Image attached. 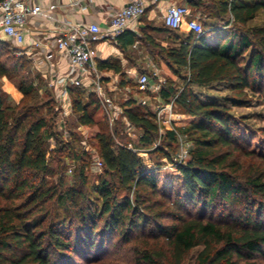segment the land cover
<instances>
[{"label":"trees","instance_id":"16d2710c","mask_svg":"<svg viewBox=\"0 0 264 264\" xmlns=\"http://www.w3.org/2000/svg\"><path fill=\"white\" fill-rule=\"evenodd\" d=\"M190 4L200 6L201 2ZM217 7L216 16L230 13L234 23L243 26L229 34L218 30L214 42L206 31L197 33L187 24L171 29L163 23L156 28L162 34L189 30L175 46L158 45L170 68L185 71V85L173 90L166 80L160 100L175 98L174 127L191 142L189 157L177 162L160 145L153 149L168 157L176 174L167 173L160 163L147 167L142 152L127 147L132 142L144 150L157 141L159 127L150 107L134 99L122 104L124 115L139 132L132 137L122 120L113 128L107 118L96 120L100 105L93 92L87 93L83 86L70 89L79 127L100 126L95 139L104 173L92 187L100 209L85 188L89 141L81 140L85 148L77 149L73 141L78 139L70 131L71 141L59 140L60 132L53 130L57 103L55 98L41 103L42 81L25 76L14 82L21 93L18 103H10L0 83V264H58L64 254L87 256L86 251L104 249L106 238L114 232L130 241V231L146 230L148 225H153L150 232L170 242L178 264L198 246L203 249L197 264H258L264 251V173L244 169L236 154L254 133L229 106L202 101L191 86L226 83L232 94L225 100L232 106L250 103V91L264 96V25L243 28L264 9V0H219ZM144 39L155 42L146 32ZM252 47L256 50L247 60ZM16 50L11 42L0 39V79L10 81L31 71V61L25 55L16 56ZM5 55L13 61L7 63ZM107 66L120 71L117 63L101 64ZM147 73L153 75V71ZM122 135H127L126 140L119 142ZM164 136L179 141L175 130H167ZM51 137L81 164L79 169L71 168L76 176L71 186L63 177L52 181L59 171L51 164ZM121 188L134 189V201L128 195L121 197ZM155 195L161 198L153 200ZM167 200L171 210L158 208ZM194 208L198 217L192 216ZM166 218L174 222L164 223ZM100 222L105 234L99 237ZM138 264L163 263L145 253Z\"/></svg>","mask_w":264,"mask_h":264},{"label":"rangeland","instance_id":"374dc122","mask_svg":"<svg viewBox=\"0 0 264 264\" xmlns=\"http://www.w3.org/2000/svg\"><path fill=\"white\" fill-rule=\"evenodd\" d=\"M197 1L201 2L200 6H193L187 2V0H175V3L187 5L191 9V15L187 19L196 18L201 24L202 32L206 31L210 41H215L218 30H220L222 33L229 34L233 28H240L243 26L240 24H235L230 13L224 15L220 14V17L216 16V13L219 9L217 7L219 0ZM160 17H162V14L157 15V21L159 22V25L161 23ZM262 25H264V9L260 10L256 14V17L244 25L243 28L252 29L253 27ZM150 30L151 29L148 27L147 31ZM188 32L189 30L184 27L181 31H174L172 34L164 33L162 35H151L155 42H150L146 39V41H144L146 46L151 48V56L154 57L156 61L158 60V62H160L159 67L161 68V76L166 80H169L170 87L173 90L180 89L185 85L186 80L184 79L185 77H183L185 71L181 70L176 72L170 68L167 62L161 56L162 52L159 51L160 47L158 48V45L164 47L175 46L178 44L177 41L185 39ZM0 39L6 40V37H0ZM254 50H256L255 47L254 49L253 47L249 49L248 53L246 54L247 60H250L251 54ZM15 55L18 56L16 52ZM3 58H6L3 60L7 61V63H11V61H13V57H7L5 55ZM161 59H163L164 63H162ZM25 76H29L30 79L33 77H38L42 83L45 84V81L42 79L40 74L36 71H33L32 67L31 71L28 72L27 75L23 73L22 75H18L15 79L10 81H12L13 85L14 82L18 84L19 80L24 79ZM191 87L202 101L229 106L233 115L241 117L245 120V124L254 134L248 135L247 140L241 144L242 150L237 151L236 154L240 162L243 164L244 169H256L258 172L264 173V96L250 91V103L241 106H232L225 100L226 96L232 94V90L226 83H214L207 86L192 85ZM7 91H9V88ZM39 94L41 103L47 101L48 99L55 98L54 93L49 89V87L47 88L46 86L40 90ZM42 112H44V109H42ZM58 112L59 114L57 117V124L55 123L53 130L60 132V141L61 139L64 140V142L71 141L69 134L70 131L74 134L72 137H76V139H78L73 141L77 149L82 150V148H85L83 142L84 140L89 141L91 148L97 149V141L95 136L100 126L90 125L80 128L76 119V113L73 111V105L70 107L68 115L64 116V118H62L59 107ZM96 120H100L101 122L102 117L100 114L96 115ZM124 136H120V138L117 140H119V142H124L126 140ZM156 139L159 140V145L162 150L170 152L173 160L178 158V154L180 153L181 149V143L179 141L177 142L174 140V138L168 136L161 137L160 134L156 135ZM48 144L50 151H54L50 156V159H52L51 164L59 171V173L55 175L54 178H52V181L57 182L58 177H63L65 179L66 186L73 185L75 183L76 176L74 175V172L71 171V168L73 166L74 169L75 167L79 169L81 164H76L73 161L69 149H63L62 146L57 143L55 137H51L48 140ZM59 146H61V148H58ZM187 146L191 148V142L188 141ZM154 148V145L152 147L149 146L141 153V156L145 160L147 167L155 168V163H160L162 168L167 173L176 174L177 169L172 163L169 162L168 157L162 152H154ZM150 149L153 150V152H151ZM251 151H255V154L250 155L249 152ZM89 154H87L88 157L85 161V163H87L85 174L88 178V185L85 188L90 191L89 193L94 203V207L96 209H100L101 202L98 198H96L97 195L94 193L92 187L98 182L99 177L103 175L104 168L103 166L99 167L94 162V157L91 151ZM119 193L121 197L128 195L134 201V189L127 191L121 188ZM158 198H161L160 195H155L153 200ZM170 203V200L164 201V203L159 205L158 208L168 207L171 210ZM188 209L192 210L193 208L188 207ZM196 209L197 208H194L192 211L193 217H198V212ZM217 214L215 216H217ZM185 216L189 218L192 217L188 216L187 213H185ZM163 222L170 224L174 221L170 218H166L163 220ZM102 223L103 222H100L99 224V237L102 236V234H105ZM151 226L153 225H148L146 230L144 228H138L130 231V233H128L130 241L124 239L122 233L114 232L111 234V236L106 238L107 242L104 245V249L100 251L94 250L93 252L86 251L87 256H83L81 254L79 255V253L64 254L60 256V263L58 264H138L139 260L142 259V256L145 253H152L153 257L158 261H161L163 264H178L172 255V247L170 242L167 241L164 236L159 235L158 232H150L152 229ZM202 249L203 246H198L192 249L182 264H197V257ZM257 262L258 264H264V251L262 255L258 256Z\"/></svg>","mask_w":264,"mask_h":264},{"label":"built area","instance_id":"2783aa9c","mask_svg":"<svg viewBox=\"0 0 264 264\" xmlns=\"http://www.w3.org/2000/svg\"><path fill=\"white\" fill-rule=\"evenodd\" d=\"M159 2L160 0H132L111 16L109 26L105 30H102L97 23L66 22L62 26L63 35L56 39V47L57 50L66 55L71 69L68 75L63 78H53V75H51L52 78L48 82V87L54 93L62 118L68 115L72 106L70 89L73 86H83L84 78L91 77L88 86L96 95L110 127L113 128L117 120H122L125 122V131L132 137L136 136L132 131L134 128L133 124L124 115L123 105L117 103L114 95L110 94V92L115 90L105 86L102 76L94 65L92 44L103 40L116 41L133 26L136 20L145 14L148 3L158 5ZM53 7L54 5L45 8L42 4H31L26 0H0V31L15 44L18 56H24L27 52L22 49L21 45L25 42V32L29 18L39 15L45 19H51L54 17L52 13ZM190 15L191 9L187 5L173 2L164 8L162 21L171 29H179L184 24H187L189 29L202 33L201 24L196 18L187 19ZM36 44L44 48L46 52L48 51L46 44L41 41ZM92 71L96 76L93 77ZM131 75L136 76L137 87L144 96L140 98L128 97L127 100L134 99L137 104L148 106L153 110L161 137L165 135L167 130L176 131L178 140L181 143V149L178 158L175 160L178 162L185 161L189 157L190 148L187 146V138L177 132L174 127L176 116V110L174 109L175 98H171L168 102L160 100V91L166 79L161 76L158 69L153 71V75L147 72L138 74L133 72ZM157 146H159V140L154 143V147ZM127 147L138 153L143 151V149L135 147L132 142L128 143ZM86 148L91 151L94 162L99 167L103 166L97 149L91 148L90 145Z\"/></svg>","mask_w":264,"mask_h":264},{"label":"crops","instance_id":"0c3cea01","mask_svg":"<svg viewBox=\"0 0 264 264\" xmlns=\"http://www.w3.org/2000/svg\"><path fill=\"white\" fill-rule=\"evenodd\" d=\"M31 4H42L45 8L54 5L51 19L42 16H31L28 20L25 32V42L21 45L25 49L26 57L31 61L33 71L40 74L45 81L43 88H48V82L52 78H63L70 71V64L66 55L56 47V39L63 35L62 26L66 22L78 23H97L102 30L108 28L111 16L120 8L127 5L132 0H26ZM175 0H160L158 5L148 3L145 14L136 20L133 26L123 33L116 41L103 40L94 42L92 49L94 52V65L104 80L107 88L115 90L110 92L114 95L116 102L123 104L127 98L143 97L144 94L137 87L136 76L131 73L152 72L155 69L161 70L160 62L151 56V48L144 43L145 32L151 35H162L156 30L163 26L157 21V15L163 13L164 8ZM188 2V1H187ZM148 27L151 29L147 31ZM134 35V36H133ZM0 37L16 48L15 44L0 31ZM41 41L46 44L48 51L44 50L36 43ZM49 56V57H48ZM164 63L163 59H161ZM117 63L120 71L111 67H101L102 63ZM91 68V67H90ZM93 77L96 74L92 71ZM91 78V77H90ZM90 78H84V89L87 93L92 92L88 86ZM4 91L8 94L10 103H18L21 93L12 81L7 78L0 79ZM9 91H7V87ZM155 101V100H154ZM103 118L106 114L100 108L99 113ZM125 128V122L123 125ZM125 130V129H124ZM137 134V130H132ZM139 133V132H138Z\"/></svg>","mask_w":264,"mask_h":264},{"label":"water","instance_id":"95a60500","mask_svg":"<svg viewBox=\"0 0 264 264\" xmlns=\"http://www.w3.org/2000/svg\"><path fill=\"white\" fill-rule=\"evenodd\" d=\"M189 3L192 2V0H187Z\"/></svg>","mask_w":264,"mask_h":264}]
</instances>
